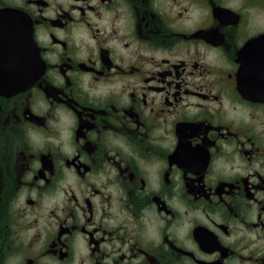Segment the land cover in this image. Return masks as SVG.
I'll return each mask as SVG.
<instances>
[{"label": "flooded vegetation", "instance_id": "af4514ba", "mask_svg": "<svg viewBox=\"0 0 264 264\" xmlns=\"http://www.w3.org/2000/svg\"><path fill=\"white\" fill-rule=\"evenodd\" d=\"M8 9L40 75L0 85V264H264V0Z\"/></svg>", "mask_w": 264, "mask_h": 264}, {"label": "water", "instance_id": "95a60500", "mask_svg": "<svg viewBox=\"0 0 264 264\" xmlns=\"http://www.w3.org/2000/svg\"><path fill=\"white\" fill-rule=\"evenodd\" d=\"M15 62L12 71H0V85L3 88L18 89L29 85L40 75L38 48L33 37L30 17L17 10L8 9L0 13V61ZM17 59L24 61L18 65ZM24 70V71H23Z\"/></svg>", "mask_w": 264, "mask_h": 264}]
</instances>
